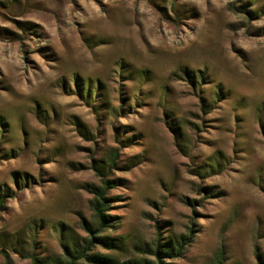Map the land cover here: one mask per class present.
Wrapping results in <instances>:
<instances>
[{
	"label": "rangeland",
	"instance_id": "1",
	"mask_svg": "<svg viewBox=\"0 0 264 264\" xmlns=\"http://www.w3.org/2000/svg\"><path fill=\"white\" fill-rule=\"evenodd\" d=\"M0 9V264L85 245L110 151L116 242L97 250L153 259L194 224L166 263L264 264V0Z\"/></svg>",
	"mask_w": 264,
	"mask_h": 264
},
{
	"label": "trees",
	"instance_id": "2",
	"mask_svg": "<svg viewBox=\"0 0 264 264\" xmlns=\"http://www.w3.org/2000/svg\"><path fill=\"white\" fill-rule=\"evenodd\" d=\"M0 12H3L0 9ZM117 151H110L105 159L94 162L92 168L98 177V183H85L92 192L89 200V209L94 228L88 231L85 245L76 252L65 250L61 254H53L42 257L32 255V264H172L164 261L165 257H177L186 248L188 242L193 238L194 224L187 227L185 234H180L175 240L161 242L160 232L156 235L151 249L153 259L142 257L138 259H127L119 261L110 253L96 249V245L110 248L116 242V238L110 237L106 231L114 225L115 216L109 212V207L116 200V196L109 194L114 182L108 177L116 164ZM193 223V222H192ZM210 264H221L220 255Z\"/></svg>",
	"mask_w": 264,
	"mask_h": 264
}]
</instances>
